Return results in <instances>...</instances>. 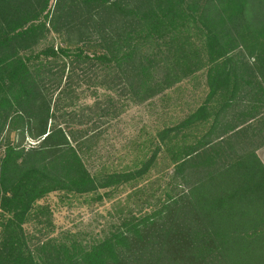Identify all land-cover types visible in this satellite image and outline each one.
I'll return each mask as SVG.
<instances>
[{"label":"trees","instance_id":"1","mask_svg":"<svg viewBox=\"0 0 264 264\" xmlns=\"http://www.w3.org/2000/svg\"><path fill=\"white\" fill-rule=\"evenodd\" d=\"M52 30L69 45L40 47ZM80 73L108 91L88 115ZM254 87L264 0H0V264H264L262 144L233 114ZM137 105L155 119L126 157L74 126ZM52 193L125 199L99 232L58 230Z\"/></svg>","mask_w":264,"mask_h":264},{"label":"rangeland","instance_id":"2","mask_svg":"<svg viewBox=\"0 0 264 264\" xmlns=\"http://www.w3.org/2000/svg\"><path fill=\"white\" fill-rule=\"evenodd\" d=\"M51 28V24L49 25ZM73 46L76 45V41ZM54 43L56 46H66L69 45L66 40V36L60 35L55 31L48 33V37L44 39L40 47L46 46L48 44ZM97 83V84H96ZM186 85L192 88V82H187ZM74 86H76L77 98L75 99L77 103V110L85 109L86 106H94L97 100H106L104 97L107 90L104 89V86L99 85L98 81L94 78V75L90 78H86L79 75L75 76ZM98 93L99 97L96 95ZM113 93V92H112ZM188 96L189 92L185 90L183 92ZM111 94V93H110ZM96 95V96H95ZM158 105H160L159 100ZM105 104V103H104ZM155 108V107H153ZM148 109V110H147ZM147 105H137L134 107H128L120 121H109L106 124L95 121L94 124L88 126H82L80 124L74 125L75 128H88L92 126L95 130L97 126L99 127L97 131L106 130L102 135L100 140V146L102 148V153L105 158H112L117 156H125L126 150L123 146L126 144L128 139L132 137V133L136 130V127L142 126L143 123L151 121L150 113H154V110L149 111ZM158 109V108H157ZM95 110L99 109L95 107ZM150 112V113H149ZM81 113V111H80ZM85 113L90 114V110L86 108ZM77 121H74L76 123ZM117 122V123H116ZM97 124V126H96ZM136 132V131H135ZM12 139L18 140L19 136L17 134L12 135ZM34 143V140L27 138L25 144L28 146ZM115 148V150H114ZM3 150L0 147V158L3 156ZM117 150V152H116ZM262 159L264 161V152H262ZM124 200L125 195H121L119 198L116 197L113 200H106L103 203H91L87 204L83 198H77L73 201H67L63 199L58 193L50 194L45 200L41 202L49 203L54 209L55 222L57 224L58 230L63 229H72V230H84V231H93L99 232L103 225H105L108 220H110L111 215L114 212V208L117 207V202L119 200Z\"/></svg>","mask_w":264,"mask_h":264},{"label":"crops","instance_id":"3","mask_svg":"<svg viewBox=\"0 0 264 264\" xmlns=\"http://www.w3.org/2000/svg\"><path fill=\"white\" fill-rule=\"evenodd\" d=\"M192 89L193 87H189L188 97L192 95V92H194L193 95L196 94L197 96H200L202 93L204 94L205 92L203 89H200L198 92H195V90L192 91ZM261 92L262 90L258 89L257 87H254L251 90V97L253 99L251 106H246L241 98L233 114L235 113V115L240 119L247 118V123H251V143L255 145L262 144V147L258 149V154L262 159V152H264V117H262L264 116V103L260 104V96H258L262 95ZM243 94H246V91H243ZM157 108L160 109V105H158ZM172 112H175V108L172 110Z\"/></svg>","mask_w":264,"mask_h":264}]
</instances>
